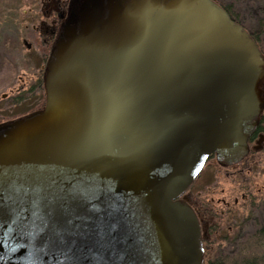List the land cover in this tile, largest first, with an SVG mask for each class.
Wrapping results in <instances>:
<instances>
[{
  "label": "water",
  "instance_id": "1",
  "mask_svg": "<svg viewBox=\"0 0 264 264\" xmlns=\"http://www.w3.org/2000/svg\"><path fill=\"white\" fill-rule=\"evenodd\" d=\"M41 109L0 123V264H202L179 197L243 160L264 54L213 0H81Z\"/></svg>",
  "mask_w": 264,
  "mask_h": 264
},
{
  "label": "rangeland",
  "instance_id": "2",
  "mask_svg": "<svg viewBox=\"0 0 264 264\" xmlns=\"http://www.w3.org/2000/svg\"><path fill=\"white\" fill-rule=\"evenodd\" d=\"M213 1L228 5L232 17L246 31L255 33L262 30L264 0ZM38 11L34 0H0V123L37 111L44 103L39 86V79L44 74L41 76L39 68L43 67L45 60L44 56L42 59L38 56L39 41L31 28ZM36 18L39 19V16ZM27 44L31 45L30 50L25 48ZM257 46L264 54L262 33L258 35ZM257 155V160L245 168L240 176H235L233 181L229 179L230 172L221 173L215 179L216 171L209 162L190 188L194 195H200L201 200L210 202L214 210L221 211L224 207L220 202L229 195L230 209L234 214H239L237 222L232 225L231 215L223 209L229 219L222 230V239L225 236L229 239L222 241V246H212V250L205 253L206 260L217 252L232 255L241 242L264 227V148ZM240 190L244 192V199L240 196ZM234 198L237 199L236 204L232 203Z\"/></svg>",
  "mask_w": 264,
  "mask_h": 264
},
{
  "label": "flooded vegetation",
  "instance_id": "3",
  "mask_svg": "<svg viewBox=\"0 0 264 264\" xmlns=\"http://www.w3.org/2000/svg\"><path fill=\"white\" fill-rule=\"evenodd\" d=\"M38 5V15L39 19L35 16V20L31 28L33 29L35 36H37V44L38 46V56L40 59L43 57L44 65L39 68V72L41 76L44 74L46 60L48 58V53L60 32L61 27L68 19L69 15L74 13L78 6L81 3V0H34ZM27 50L31 49V45H24ZM43 52V53H42ZM47 52V53H46ZM32 62V60H30ZM40 88L42 90L44 96V88H43V76L39 79ZM20 90H18L19 92ZM44 102V99H43ZM44 103H42L41 108ZM28 114V113H27ZM26 115V114H25ZM24 116V115H23ZM6 122V121H5ZM3 123V122H2ZM249 152L246 157L240 162L230 165L223 166L217 162L214 156H210L205 166L203 167L200 174L194 180V182L188 187V189L178 198L180 202L184 203L188 206L196 216L200 227V237H201V248H202V264H205L208 260L205 259V253H208L209 250H212V246H222V241L228 240L227 236L222 239V230L225 228V224L227 219H229L228 215H225L224 208L231 215L230 221L231 224L234 225L236 223V219L239 214H234L230 209V196L228 195L226 198L222 199L220 204L224 207L221 209L214 210L210 206V202L207 203L201 200L200 195H194L191 191V186L195 183L198 177L201 175L203 170L207 167L209 162L213 164L214 169L216 171L215 179L221 173L225 174L226 172H230L229 179L233 181L235 176H240L243 173L245 168H248L251 164L257 160L258 152L264 148V133L256 132V129L248 141ZM223 192V191H222ZM226 196V194H225ZM240 196L244 199V192L240 190ZM212 201V200H210ZM233 204L237 203V199L234 198ZM236 221V222H235ZM230 229V228H229ZM228 229V230H229ZM210 253V252H209Z\"/></svg>",
  "mask_w": 264,
  "mask_h": 264
},
{
  "label": "trees",
  "instance_id": "4",
  "mask_svg": "<svg viewBox=\"0 0 264 264\" xmlns=\"http://www.w3.org/2000/svg\"><path fill=\"white\" fill-rule=\"evenodd\" d=\"M218 3L229 15V17L239 24L231 15L228 5ZM262 30L249 33L252 39L258 44V35L264 34V17L261 24ZM245 29V28H244ZM246 30V29H245ZM256 132L264 133V113L259 119ZM205 264H264V227L258 229L251 237L241 242L235 253L232 255H222L220 252L213 253Z\"/></svg>",
  "mask_w": 264,
  "mask_h": 264
}]
</instances>
